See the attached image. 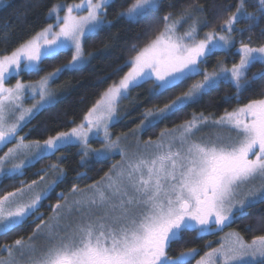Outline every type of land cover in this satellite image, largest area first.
<instances>
[{
    "label": "snow or ice",
    "instance_id": "obj_1",
    "mask_svg": "<svg viewBox=\"0 0 264 264\" xmlns=\"http://www.w3.org/2000/svg\"><path fill=\"white\" fill-rule=\"evenodd\" d=\"M111 2L54 4L48 16L55 19V25L48 24L10 54L0 55V145L15 142L0 156V175L22 174L35 161L69 145L81 147L82 166L88 156L95 160L121 157L87 190L73 184L70 194L60 193L57 203L50 206L52 215L45 221L41 214L40 223L27 239L21 237L0 246V264H191L199 255L195 247L170 254L186 233L201 236L221 232L238 216L246 215L247 208L264 203V88L258 98L240 104L244 92L256 81H264V44L252 47L250 40L241 42L236 50L238 62L230 68L219 62L212 72L206 69L213 53L223 50L227 54L235 47L232 33L236 23L245 22L246 29L240 31L251 32L258 20H264V0H258L255 12L246 10V0H238L235 12L223 20L220 31H209L203 39L197 38L200 21L196 15L204 11L202 7L189 6L190 10L181 12L178 18L171 12L157 17L163 0H131L118 17L151 23L143 46H132L135 55L126 61L129 71L102 93L70 132H58L42 143L18 135L26 118L53 103L50 84L63 72L79 70L86 63L83 41L110 23L106 9ZM85 10L86 15L77 14ZM185 24L187 28L181 32ZM63 50L72 51L68 63L36 81L18 78L22 74L38 75L44 61L55 59ZM256 63L262 65L261 70L249 77ZM198 75L203 79L187 91L162 108L147 110L133 137L199 103L222 82L235 88L238 106L231 111L225 109L215 118L193 114L190 120L162 130L156 141L145 142L143 148L137 144L132 154L122 147V139L127 136L112 138L109 125L116 117L119 101L127 98L132 88L151 81L153 94L159 95ZM11 78H17L16 82L8 86ZM26 96L33 100L38 96L39 100L25 108ZM204 126L217 132L197 139ZM93 130L97 136L103 133L101 148L93 149L89 144ZM224 130L227 135L222 134ZM21 155L23 159H19ZM17 159L19 162H14ZM8 163L11 168L6 167ZM49 170L56 173V178L43 187L41 174L39 181L27 185L21 182L20 188L0 195V236L36 218L41 201L67 179L56 164ZM83 175L78 173L77 177L82 179ZM258 223L264 227V218ZM218 244L211 247L209 243V250L196 264H264V235H256L249 242L239 233L230 232Z\"/></svg>",
    "mask_w": 264,
    "mask_h": 264
},
{
    "label": "trees",
    "instance_id": "obj_2",
    "mask_svg": "<svg viewBox=\"0 0 264 264\" xmlns=\"http://www.w3.org/2000/svg\"><path fill=\"white\" fill-rule=\"evenodd\" d=\"M81 0H2L0 2V55L10 54L20 43L30 39L37 32L41 31L48 24H54L55 19L48 16V10L58 3L72 4ZM131 0H114L111 6L106 9V23L102 30L87 36L83 43L84 52L90 57L87 64L76 71H65L52 85L61 92L58 99L51 105L44 107L37 112L22 128L21 135L25 134L27 141L43 142L49 136H54L58 132H68L76 125L80 124L87 111L100 99L102 93L113 83H116L129 71L130 65L126 66V61L130 60L135 52L133 45L143 46L148 37L145 33L150 20L129 21L126 18L118 17V13L125 10ZM238 0H163V5L157 17L171 12L176 18L185 10H190L189 6L202 7L203 12L199 13L205 19L204 29L206 31L219 32L224 19H227L232 12H235V5ZM258 0H246L245 7L248 12H255ZM258 26L251 32L243 31L247 25L245 22H238L234 25L233 38L235 47L227 54L223 50H217L208 60L206 69L212 72L219 62H223L226 67H231L232 63L239 61L237 49L241 42L251 41L252 47L264 44V20L257 21ZM162 28V24L158 26ZM72 58L71 50H63L55 59L45 60L38 75L22 74L19 79L22 81L39 80L40 77L53 71L55 68L68 63ZM262 65L256 63L252 66L248 75L261 70ZM17 78H11L8 83L15 84ZM203 76H195L187 80L180 87L165 91L162 94H153L154 85L151 81L145 82L131 89L127 98L123 99L122 105L126 108L122 110L121 118L112 125V137L122 136L132 133L138 129L143 120V114L147 110L162 108L166 103L175 99L177 95L187 91L193 83L201 81ZM264 88V81H256L251 89L244 92L240 97V104L246 103L250 98H258L261 89ZM235 99V88L226 82H222L215 89L205 94L199 103L192 104L184 110L177 112L168 120L155 127L148 128L143 133V141L155 140L164 129H172L186 120H190L193 114L204 113L206 116L219 117L225 109L231 111L237 107ZM101 140L95 139L90 142L94 148L101 147ZM117 155L103 160L92 158L84 160L87 162L82 166L81 147L69 145L57 151L54 155L45 156L32 165L28 166L22 174L5 176L0 180V195L6 192L15 191L20 188L21 182L25 185L32 180L39 181V175L44 178L55 174L49 170V166L56 164L63 169L67 179L64 183L55 187L42 202L36 218H30L20 227L14 229L6 236H0V246L11 244L15 239L27 237L32 233L36 224L40 223L39 216L42 214L44 220L52 214L51 205L57 203L60 193L70 194L73 184L80 189H87L95 181L108 172L109 168L118 161ZM46 173V174H45ZM84 174L83 178L77 174ZM56 178V176H55ZM63 202V201H61ZM246 215L238 216L234 222L221 232L211 234H201L197 236L193 232L185 234L182 242L174 244L170 254H178L188 248H197V255L191 262L196 264V260L209 250L207 245L218 247V242L226 233L237 232L246 241H251L256 235H264V227L258 223L264 218V203H256L247 208Z\"/></svg>",
    "mask_w": 264,
    "mask_h": 264
},
{
    "label": "rangeland",
    "instance_id": "obj_3",
    "mask_svg": "<svg viewBox=\"0 0 264 264\" xmlns=\"http://www.w3.org/2000/svg\"><path fill=\"white\" fill-rule=\"evenodd\" d=\"M2 0H0V2H1ZM114 0H112V2H113ZM81 2V1H80ZM80 2H77V3H72V4H79ZM94 2H95V0H94ZM111 2V3H112ZM64 5H66V4H64ZM78 15H86L87 14V12H86V10L85 11H81V12H79V13H77ZM60 15L61 16H63L64 15V12L62 11L61 13H60ZM197 15V18L199 19V21H200V23H198V25H197V27H198V36H197V38L198 39H203L204 38V36H205V33H207V32H209V31H206L205 29H204V26H205V19H203V17L199 14V13H197L196 14ZM179 17V16H178ZM178 17H176V18H178ZM191 23V20H189L188 21V24H190ZM53 25H55V22H54V24ZM106 25V24H105ZM104 25V26H105ZM185 28H187V24H185L184 25V27L183 28H181L180 29V31L181 32H183V30L185 29ZM54 30H58V29H56V28H54ZM220 34H222V35H226L227 33H225V32H221ZM90 35V34H89ZM88 35V36H89ZM232 36H233V33H232ZM87 37V36H86ZM85 37V38H86ZM85 40V39H84ZM233 40H234V38H233ZM83 43H84V41H83ZM83 51H84V48H83ZM84 55H85V59H86V63L85 64H87L88 62H89V60H90V57L89 56H87L86 54H85V52H84ZM84 64V65H85ZM83 65V66H84ZM29 81H34V80H29ZM27 82V81H26ZM53 83V82H52ZM52 83L50 84V91H51V93H52V96H53V103L58 99V97L60 96V94H61V92L60 91H58V88H56V89H54V87H53V85H52ZM7 84H8V86H12L13 84H10V83H8L7 82ZM131 91V90H130ZM130 91H129V93H130ZM128 93V94H129ZM39 100V97L37 96L36 97V99L35 100H33V99H30V98H28L27 96L24 98V100H23V106L25 107V108H27V107H31L34 103H36L37 101ZM123 101V99H121L120 101H119V103H118V106H117V112H116V117L114 118V120L110 123V125H109V131H110V133H111V127H112V125L114 124V123H116L120 118H121V116H122V110L123 109H125L126 108V105H122L121 104V102ZM53 103H51V104H53ZM51 104H49V105H51ZM49 105H47V106H49ZM46 107V106H45ZM43 109V108H42ZM40 111V110H39ZM38 111V112H39ZM37 112H35V114H36ZM34 114V115H35ZM17 115H18V113H17ZM33 115V116H34ZM32 116V117H33ZM11 119H14L15 117L14 116H12V117H10ZM30 119H27L26 118V122H24V124H26L28 121H29ZM145 123H146V121H145ZM141 126V125H140ZM148 129V128H147ZM146 129V130H147ZM23 130V129H22ZM21 130V131H22ZM137 130V129H136ZM21 131H19V133H18V135L19 136H26L25 134L23 135H21ZM71 131V130H70ZM70 131H68V132H70ZM145 131V130H144ZM144 131H142V132H138L137 133V135L135 136V137H133V132L132 133H128V134H125V135H122V136H120V137H124V136H127L128 137V139H126V140H124V139H122V147H126L127 149H128V152H129V154H132L133 152H135L137 149H136V146H137V144H139L140 145V147L141 148H143V145H144V143H145V141H143V133H144ZM217 132V129H215V128H213V127H211V126H204L203 128H202V130L200 131V132H198L197 134H196V138L197 139H199L200 137H208V136H210V135H213V134H215ZM112 134V133H111ZM222 134L223 135H227V131L226 130H224L223 132H222ZM113 139H115V137H112ZM95 139H99V140H102L103 139V133L101 132L100 133V135L99 136H97L96 134H95V130H93V132L92 133H90V135H89V144H90V142L92 141V140H95ZM157 139H155V140H152V141H156ZM147 142V141H146ZM14 141L12 142V143H8L7 144V146H2V145H0V156H2L3 154H4V152H6L7 150H8V148H10V147H13L14 146ZM42 143V142H41ZM102 147V146H101ZM101 147H99V148H101ZM91 148H93V149H97V148H94V147H91ZM114 156H116V155H112L110 158H112V157H114ZM117 157L119 158L118 159V161L117 162H115V164L116 163H118L119 161H120V159H121V157L119 156V155H117ZM87 159H89V158H92L91 156H88V157H86ZM19 159H23V155H21L20 157H19ZM19 159H17L16 161H14V162H16V163H18L19 162ZM93 159V158H92ZM36 162V161H35ZM6 167H8V168H11V163H8L7 165H6ZM25 170V169H24ZM24 170H23V172H24ZM16 175H19V174H16ZM55 176H56V173L55 174H53V175H51V178H49V177H46V178H44V183H42L41 185H40V187H43L47 182H49V181H51V180H54L55 179ZM3 177H5V176H3V175H0V180L3 178ZM257 184H258V182H256ZM37 191H39L40 190V188L38 187L37 189H36ZM84 190H87V189H84ZM43 201V200H42ZM41 201V202H42ZM52 215V214H51ZM230 233V232H229ZM227 234V233H226ZM225 236V235H224ZM43 241H42V239L41 240H38L37 241V243L38 244H40V243H42ZM6 255V254H5Z\"/></svg>",
    "mask_w": 264,
    "mask_h": 264
}]
</instances>
